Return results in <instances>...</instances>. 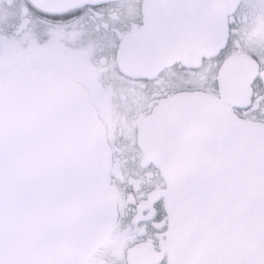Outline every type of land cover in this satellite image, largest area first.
I'll return each instance as SVG.
<instances>
[{
	"label": "snow or ice",
	"instance_id": "snow-or-ice-1",
	"mask_svg": "<svg viewBox=\"0 0 264 264\" xmlns=\"http://www.w3.org/2000/svg\"><path fill=\"white\" fill-rule=\"evenodd\" d=\"M22 4L0 264H264V0Z\"/></svg>",
	"mask_w": 264,
	"mask_h": 264
},
{
	"label": "flooded vegetation",
	"instance_id": "flooded-vegetation-1",
	"mask_svg": "<svg viewBox=\"0 0 264 264\" xmlns=\"http://www.w3.org/2000/svg\"><path fill=\"white\" fill-rule=\"evenodd\" d=\"M29 16L27 14V10L23 8L22 0H0V24H4L5 22L11 23L16 20L27 21ZM3 33H0L2 35ZM73 42V37H68L66 39V43L71 44ZM186 70L182 68L180 65H176L174 68L169 70V74L171 72H175L177 74L183 73ZM236 102H241L239 99ZM100 120L103 122V116L100 117ZM115 171L116 180L121 179L120 173L118 170ZM132 182V181H130Z\"/></svg>",
	"mask_w": 264,
	"mask_h": 264
},
{
	"label": "water",
	"instance_id": "water-1",
	"mask_svg": "<svg viewBox=\"0 0 264 264\" xmlns=\"http://www.w3.org/2000/svg\"><path fill=\"white\" fill-rule=\"evenodd\" d=\"M189 62H191V61H185V63H189ZM239 98H237V100H238ZM101 121V120H100ZM101 123H102V121H101Z\"/></svg>",
	"mask_w": 264,
	"mask_h": 264
}]
</instances>
